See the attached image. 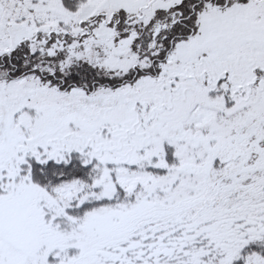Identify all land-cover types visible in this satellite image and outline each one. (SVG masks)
Instances as JSON below:
<instances>
[{
  "label": "snow or ice",
  "instance_id": "6c2138e0",
  "mask_svg": "<svg viewBox=\"0 0 264 264\" xmlns=\"http://www.w3.org/2000/svg\"><path fill=\"white\" fill-rule=\"evenodd\" d=\"M0 264H264V0H0Z\"/></svg>",
  "mask_w": 264,
  "mask_h": 264
}]
</instances>
